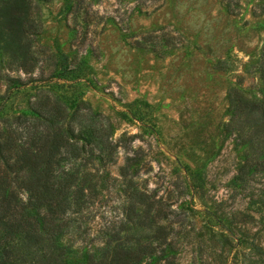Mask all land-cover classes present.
<instances>
[{
    "label": "rangeland",
    "instance_id": "rangeland-1",
    "mask_svg": "<svg viewBox=\"0 0 264 264\" xmlns=\"http://www.w3.org/2000/svg\"><path fill=\"white\" fill-rule=\"evenodd\" d=\"M30 2L36 63L27 71L0 48L4 114L32 116L34 101L56 97L69 114H84L76 128L103 124L116 145L110 161L67 159L80 168L86 200L69 211L60 239L72 255L98 252L118 228L121 238L134 231L126 229L129 175L120 173L134 156V185L168 212L173 247L164 253L173 264H264V173L236 179L245 146L225 126L232 88L261 97L250 65L264 43V0ZM153 230L143 224L129 238Z\"/></svg>",
    "mask_w": 264,
    "mask_h": 264
},
{
    "label": "trees",
    "instance_id": "trees-1",
    "mask_svg": "<svg viewBox=\"0 0 264 264\" xmlns=\"http://www.w3.org/2000/svg\"><path fill=\"white\" fill-rule=\"evenodd\" d=\"M35 29L30 0H0V48L8 52L11 63L27 71L36 63L31 51ZM250 66L260 74L261 97H246L238 88H232L231 118L225 125L227 131L236 130L239 143L245 146L244 159L235 176L241 183L248 182L252 174L264 173V43ZM2 79L0 71V84ZM8 79L21 81L14 76ZM3 95L0 94V264H162L163 258L166 264H173L174 255L164 253L171 244L165 242L167 225L162 222L168 212L158 200L150 199L134 185L130 177L134 156H127L120 167L124 177L129 175L131 187L126 202V229L133 227L135 231L149 224L154 228L149 235L152 238L143 240L138 234L129 238L134 231H129L128 238H121L118 228L112 234L114 238H108L98 252L73 256L74 250L60 239L71 226L69 211H79L86 200L80 168L67 166V159L80 158L83 164L95 158L110 161L116 145L103 124L81 122L76 128V117L84 114L79 108L69 114L56 97L34 101L32 116L10 117L4 114L8 96ZM260 206L264 209V197L260 198ZM227 258L225 254L224 260Z\"/></svg>",
    "mask_w": 264,
    "mask_h": 264
}]
</instances>
